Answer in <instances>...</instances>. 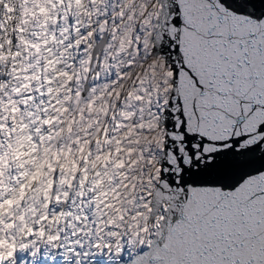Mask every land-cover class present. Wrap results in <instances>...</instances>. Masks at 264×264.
I'll return each instance as SVG.
<instances>
[{"label":"snow or ice","instance_id":"obj_1","mask_svg":"<svg viewBox=\"0 0 264 264\" xmlns=\"http://www.w3.org/2000/svg\"><path fill=\"white\" fill-rule=\"evenodd\" d=\"M127 3L110 0L93 36L123 26L134 52L122 67L109 45L88 78L119 84L142 66L131 123L114 128L147 139L128 144L138 155L118 158L103 197L68 193L67 212L49 203L21 217L0 264H264V0Z\"/></svg>","mask_w":264,"mask_h":264},{"label":"trees","instance_id":"obj_2","mask_svg":"<svg viewBox=\"0 0 264 264\" xmlns=\"http://www.w3.org/2000/svg\"><path fill=\"white\" fill-rule=\"evenodd\" d=\"M18 1L0 0V191L4 192L7 186L4 183L7 176L9 179L13 176L18 184L14 186L15 196L10 199L17 202L13 207L4 209H47L44 202L37 203L38 198L33 191V184H29V188L32 189L30 193L27 192V187L23 190L20 188L23 177L29 176L28 178L32 179L35 171L33 163L27 159V154L32 152L36 157L44 155L45 158L40 164L49 165L59 160V157L64 155L63 151L70 148L73 154H76L78 161L74 174L77 176L82 174L81 169L88 163L90 145L92 146L94 141L102 136L105 140L106 135H102L104 131L110 132L112 150L118 148L122 137L118 135L120 128H114V125L117 121L131 123L133 113L128 111L126 102L128 105L135 102L130 99V94L133 92L130 82L136 80L130 75L121 78L122 82L117 84L114 79L115 94L112 95V105L107 110L111 111L104 113L107 111L101 107L99 113L92 111L91 117H87L90 110L79 101L83 102V98L87 97L86 94L82 100L80 92L85 81L89 91L91 80L88 78V44L83 45V53L75 52L81 45L78 43L76 48H70L69 26L63 27L70 22H73L74 26L75 20L77 23V17L71 14L74 0H41L44 8L50 12L48 15L50 21L46 23V32L36 38L31 32L32 20L26 15V2L18 10ZM107 5L100 7L102 13ZM101 19H103L102 15ZM79 25L80 23H77L78 27ZM53 74L57 83L66 88V92L63 101H54L55 108L62 111L51 119L48 113L50 93L45 83L51 82ZM41 97L43 100L40 99ZM117 103L120 107H117ZM122 110L125 112L123 116ZM120 132L124 133L125 143L132 140L138 143L142 141L138 139L140 135L136 129L129 127ZM129 136L135 138L129 140ZM39 144H43L44 151L36 150V145ZM127 146L128 144L125 148ZM20 161L23 164L22 171L18 164ZM87 169L84 171L85 175L91 176L94 167L89 172ZM20 173L21 176H18ZM62 193L65 198L68 197L67 193ZM0 196H3L5 202L8 199L3 194ZM21 198L23 204L20 203ZM53 200L51 199L50 202ZM8 221L9 218H4L2 223Z\"/></svg>","mask_w":264,"mask_h":264},{"label":"rangeland","instance_id":"obj_3","mask_svg":"<svg viewBox=\"0 0 264 264\" xmlns=\"http://www.w3.org/2000/svg\"><path fill=\"white\" fill-rule=\"evenodd\" d=\"M18 2V10L21 8V5L26 2V15L30 20H32L31 32L33 37H41L47 30L46 23L50 21L48 18L50 12L44 8L41 0H19ZM105 4H108L107 6L110 7V0H74L71 14L77 17V23H80V25L77 27L75 20V24L72 27V29H75V31H71L70 36V48H76V44L78 43L84 46L88 44L87 47L89 52L92 43L96 40V38L93 39V32H96L98 36L100 35L99 26L93 28V25L96 24L97 16L102 14L100 7ZM132 8L133 0H128V3L125 5V9L131 10ZM56 13L57 10L55 11V14ZM64 26L69 25L67 23V25H63V27ZM120 27L122 31L118 34L111 27V25L108 26L109 30H106V32L108 33L109 37H112V39H109L108 37V41L101 55L108 51L109 45H114L112 50L109 52V55L117 57V63L122 67H126V61L128 60V49L131 47L132 51L134 52V46L130 45L126 37H123V26ZM81 29L83 30L84 35L80 34ZM75 52H78L77 48ZM106 62L107 61H105V63ZM141 67L142 66L134 67L131 70V73H126L124 78L132 75V73H135V75L138 76L141 72ZM101 75L104 76V79H102L99 84H95L93 80L89 81V91L86 95L87 97L83 98V102L79 101V103H82L88 110H90L87 117H91L90 113H92V111L94 113H99V109L101 107H104V111H107L112 105V95L115 94V89L113 86L114 79L107 78L103 72ZM64 82L66 81L64 80ZM134 83H136V81L132 80L130 85H133ZM45 85L47 86L48 93H50L48 94L50 100L48 113L50 114L51 119H54L55 116L59 115L62 110L56 109L53 103L55 100L63 101L65 99L66 88L61 87L57 83L54 74L51 82L45 83ZM109 89H111V91H109ZM77 97L79 98V95ZM109 99L110 102H108ZM110 111L111 110L104 113H109ZM109 134V131H104L102 135H106V139L103 140L102 136L97 141H94L92 146L90 145L88 150L91 151L88 153V163L84 168L81 169L82 174L79 176L74 174V168L78 165V161H76L77 156L76 154H73V151L70 148H67L65 151H63L64 155L59 157V160L57 159L56 162H51L49 165L40 164L45 158L44 155L41 157H36L32 152H29L27 154V159L33 163L35 171L32 175V179H29V176L23 177V183H25L24 185L27 187V192L30 193L32 191V189L29 188V184H33V191H35L38 198L37 203L44 202V206L46 205L45 208H47V205L51 203L56 207L63 209L65 212H67L68 207L65 205V201L68 199V197L65 198L64 193L62 192L67 194L72 193L74 199H78L80 194L92 195L93 192H95L93 200H95L97 197H103L105 192L108 190V186L112 183L111 173H115L118 170L116 167L118 158L124 163H127L129 157L133 153H136L135 147L128 149V146L125 148V145L129 143L132 145H141L147 139V137H138V139L142 140L140 143H138L136 140L125 143L123 141L124 133H121L119 129L118 135L122 137V140L119 142L118 148L112 150ZM36 150L44 151L43 144L36 145ZM136 154L138 155V153ZM70 155L72 156L69 157ZM18 164L20 170L22 171V161H20ZM98 166L99 168H97ZM86 169L88 172L93 169L91 176L85 175L84 171H86ZM54 175L55 179L53 178ZM18 176H21V173L20 175L18 174ZM85 178L86 180H84ZM4 183H6L7 186L5 187L4 192L0 191V195L3 194L5 195L4 197L8 198L5 202L4 208L13 207V205H8L7 201L15 196L14 186L15 184H18V181L15 180L13 176L10 179L9 176H7V178L4 180ZM56 196H59V199H55ZM51 199L54 200L50 202ZM0 200H3V196H0ZM16 211L17 214L14 215ZM45 211H47V209H28L27 212L24 209H3L0 211V228L3 229V231H0V240H3L5 237L11 240L12 236L17 234L16 228L23 227V221L20 219L21 217L28 216L31 218L34 213L43 214ZM4 218H9V221L7 223H2ZM57 223L61 225L62 231L63 220H57ZM47 226L50 231L53 233L56 232V224H54L52 221H47ZM22 234V232L19 233V235Z\"/></svg>","mask_w":264,"mask_h":264},{"label":"water","instance_id":"obj_4","mask_svg":"<svg viewBox=\"0 0 264 264\" xmlns=\"http://www.w3.org/2000/svg\"><path fill=\"white\" fill-rule=\"evenodd\" d=\"M101 35V34H100ZM108 33L106 31L103 32V35L101 36L100 39H96L92 45H91V48L89 50V54H88V58H89V63L91 62L92 65L94 64L93 67H95V63H93L94 61H92V57L93 56H96V55H101L102 52H103V49L108 41ZM87 91H88V87H87V84H86V81L85 83L83 84L82 86V91L80 93H84L83 96L80 95V98H83L86 94H87Z\"/></svg>","mask_w":264,"mask_h":264}]
</instances>
